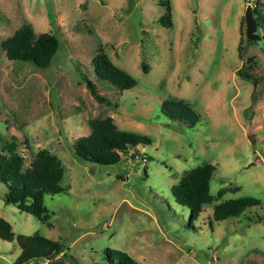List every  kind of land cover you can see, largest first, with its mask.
I'll return each mask as SVG.
<instances>
[{"label": "rangeland", "instance_id": "1", "mask_svg": "<svg viewBox=\"0 0 264 264\" xmlns=\"http://www.w3.org/2000/svg\"><path fill=\"white\" fill-rule=\"evenodd\" d=\"M161 1L171 4V27L160 22ZM256 3L0 0V151L15 145L25 168L47 151L64 167L67 191L45 196L42 222L8 204L0 181V216L16 235L0 239V264H13L17 237L33 234L63 249L31 264H109L115 250L139 264H264V50L247 38L245 20ZM258 3L264 13V0ZM25 24L60 39L46 69L9 60L1 47ZM99 48L138 85L121 92L100 80L93 66ZM241 69L254 79L239 76ZM83 75L111 105L91 95ZM168 99L188 103L199 122L169 118ZM109 117L152 145L122 153L113 165L81 161L74 142L91 133L90 118ZM205 164L216 168L214 201L194 217L172 187ZM243 197L260 205L214 220L216 205Z\"/></svg>", "mask_w": 264, "mask_h": 264}, {"label": "trees", "instance_id": "2", "mask_svg": "<svg viewBox=\"0 0 264 264\" xmlns=\"http://www.w3.org/2000/svg\"><path fill=\"white\" fill-rule=\"evenodd\" d=\"M257 0L254 8L255 16L262 29V41L259 43L264 50V13ZM161 4L166 9L161 18L164 26H172V8L169 1ZM7 58L12 61L28 63L37 69H46L53 62L60 47V39L53 33H37L30 24L23 25L11 37L1 44ZM97 77L110 83L121 92L133 89L138 81L128 72L120 69L99 48L93 59ZM237 74L244 79H254L253 75L238 70ZM86 87L91 95L100 103L111 105V101L101 96L97 84L83 75ZM163 109L171 119H179L195 125L200 115L186 102L168 99L163 102ZM88 124L91 133L74 142L76 156L84 162L98 165H113L122 160V153L131 152L132 156L141 153L140 148L152 145L153 141L146 135L121 130L113 118H90ZM8 153L0 151V181L8 188L5 201L15 205L20 211L27 212L40 221L48 219L45 205L46 195H57L67 192L62 185L65 169L61 163L45 150L39 151L28 168H25L23 156L17 152L15 145H8ZM133 151V152H132ZM215 166L205 164L194 168L183 179L172 187V194L177 204L187 208L194 217L203 212L206 205L213 203L211 182ZM260 201L254 197L226 200L214 207L213 217L216 221H224L230 217H238L246 210L257 207ZM16 235L12 225L0 216V239L14 241ZM17 244L20 255L13 264H31L55 258L63 249V244L39 234L19 235ZM109 264H139L128 253L115 250Z\"/></svg>", "mask_w": 264, "mask_h": 264}, {"label": "water", "instance_id": "3", "mask_svg": "<svg viewBox=\"0 0 264 264\" xmlns=\"http://www.w3.org/2000/svg\"><path fill=\"white\" fill-rule=\"evenodd\" d=\"M246 20V34L247 38L254 43L259 44L262 41V34L260 33V24L255 16L252 4H248L245 13Z\"/></svg>", "mask_w": 264, "mask_h": 264}]
</instances>
